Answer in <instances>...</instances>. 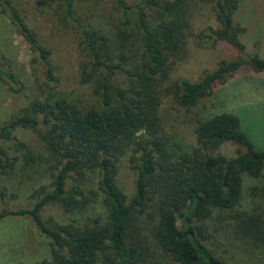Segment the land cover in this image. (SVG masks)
Segmentation results:
<instances>
[{
	"label": "trees",
	"instance_id": "trees-1",
	"mask_svg": "<svg viewBox=\"0 0 264 264\" xmlns=\"http://www.w3.org/2000/svg\"><path fill=\"white\" fill-rule=\"evenodd\" d=\"M75 1L82 0H36L54 5L81 36L80 80L92 89L89 104L57 88L50 50L23 15L8 6L46 80L37 79L38 94L0 125V166L14 169L22 158L34 172L42 168L49 180L32 192V205H3L0 221L11 214L33 218L51 243V258L39 264H228L207 244L213 235L211 219L217 212L235 210L243 196V174L263 172L264 149L255 146L227 110L195 118L194 145L166 131L161 109L172 93L183 105H194L240 68L241 59H222L199 79L171 81L188 50L192 11L199 2L211 4L217 21L198 33L199 42L225 41L244 51L240 37L246 28L234 18L240 0H112L125 18L112 36L84 21ZM247 61L264 70V57L253 54ZM0 78L18 82L15 72L1 65ZM18 126L34 129L43 151L36 153L18 140L12 134ZM3 139H12L18 153L11 155ZM224 141L245 150L227 157L216 151ZM123 156L136 172L131 195L116 182ZM254 189L264 197V180ZM57 203L71 217L51 225L42 210ZM229 226L240 238L264 243V218L258 213Z\"/></svg>",
	"mask_w": 264,
	"mask_h": 264
},
{
	"label": "rangeland",
	"instance_id": "rangeland-1",
	"mask_svg": "<svg viewBox=\"0 0 264 264\" xmlns=\"http://www.w3.org/2000/svg\"><path fill=\"white\" fill-rule=\"evenodd\" d=\"M0 0V65L11 69L18 77L17 83L0 78V125L15 115L29 102V96L38 94L39 81L46 80L45 71L37 60L36 51L20 32L13 21L8 6L19 11L35 30L40 42L51 52L54 71L58 75L57 88L76 98L81 104L92 101V89L80 80L82 59L81 36L60 16L54 5H38L36 0ZM134 2L136 0H127ZM234 14L235 22L246 28L241 35L245 45L239 51L225 41L200 43L198 33L217 21L210 3L199 2L192 11L193 29L188 42V50L176 64L172 80L199 79L205 70L217 67L220 60L241 59L240 68L216 83L213 93L200 97L191 106L180 103L176 94L165 96L162 104V117L166 131L182 141L198 145L194 131L195 118H204L216 111L227 110L236 115L239 128L253 141L255 146L264 149V70L255 69L248 61L250 55L264 57V0H240ZM55 4V3H54ZM76 13L86 22L100 27L112 36L123 25V10L112 0H82L73 4ZM59 10V9H58ZM134 25L133 21L127 24ZM172 83V82H171ZM172 89L174 90L173 86ZM12 134L23 140L36 153L43 151V145L35 130L18 126ZM2 144L11 155L17 154L12 139H3ZM244 147L235 142L224 141L216 150L227 157H234ZM21 158L15 168L4 170L0 166V209L3 205L11 208L30 206L35 203L32 192L49 179L43 177V169L37 173L31 166L23 164ZM136 172L127 156L119 163L117 185L131 195L135 189ZM264 180L259 176L243 174L242 199L235 210L218 212L211 219L213 235L207 244L213 247L228 264H264V243L251 237H238L229 224L244 220L257 213L264 218V197L254 189ZM90 210L92 213L96 210ZM99 211V210H98ZM227 213V214H226ZM236 219V215H238ZM42 216L49 224L67 221L71 215L61 204H49L42 210ZM259 225L261 222H256ZM50 237L42 233L29 215L11 214L0 221V264H39L51 258ZM167 261V260H166ZM141 264H152L143 262ZM163 264H176L167 261Z\"/></svg>",
	"mask_w": 264,
	"mask_h": 264
}]
</instances>
